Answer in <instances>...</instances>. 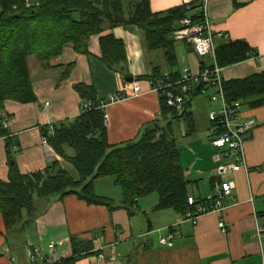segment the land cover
<instances>
[{
	"label": "crops",
	"instance_id": "1",
	"mask_svg": "<svg viewBox=\"0 0 264 264\" xmlns=\"http://www.w3.org/2000/svg\"><path fill=\"white\" fill-rule=\"evenodd\" d=\"M188 1L191 0H150L149 9L152 13H161ZM207 12L213 33L226 35L214 40L215 48L235 41L245 42L251 48L246 61L222 68L223 82L264 72V0H208ZM119 27L109 29L104 25L101 34V37L113 34L124 44L125 62L114 70L101 60L99 36L90 38L88 54H78L67 45L48 62H41L35 56L26 58L35 100L27 104L6 101L0 112L9 133L13 163L21 174L40 171L57 161L78 180L71 164L51 147L44 149L41 145L48 124L71 121L80 113L83 101L75 86L93 87L97 98L107 104V143L121 145L138 140L160 119L159 97L149 91L147 78L155 75L159 78L166 73L180 76L186 69L196 74L214 63L211 57L207 61L206 57H198L186 41L172 36L178 68L176 65L169 68L161 49L147 50L143 33L136 26ZM120 67L124 69L122 73ZM113 77L119 88L112 91L109 85ZM121 77L132 81L121 83ZM138 77H144L140 84L136 81ZM134 85H139L143 93L135 94ZM203 89L198 87L190 94L187 112L191 114L192 127L181 116L175 130L177 146L188 197L206 199L219 182L234 184L233 200H226L227 209L223 213L188 221L184 214L155 209L157 204L139 206L136 202L134 207L140 208L147 220L145 225L143 217L139 224L129 221V208L123 206L110 210L105 206L88 205L75 195L61 200L36 199V217L22 233L10 235L6 241L0 220V264H37L39 257L47 263L68 259L72 256L71 237L91 241L93 250L100 253L75 264H262L264 235L259 242L256 229L264 226V101L241 105L243 118L253 119L256 124L244 144L247 169L232 172L227 168L230 158L219 159L218 151L211 144L215 131L207 116L202 126L203 121L197 120V110L193 109V101ZM116 94L126 99L108 102V98ZM207 99L210 102L207 113L220 108L219 102ZM66 154L72 157L74 151L67 148ZM222 167L224 171L220 170ZM8 170L7 142L0 139V180L7 179ZM98 180L94 184L95 193L114 201L108 193L99 192ZM221 220L225 224L224 232L218 227ZM169 231L173 233L172 246H161L159 237L167 236ZM50 244L54 245L53 254L48 251ZM29 250L35 253L33 261L27 256Z\"/></svg>",
	"mask_w": 264,
	"mask_h": 264
},
{
	"label": "trees",
	"instance_id": "2",
	"mask_svg": "<svg viewBox=\"0 0 264 264\" xmlns=\"http://www.w3.org/2000/svg\"><path fill=\"white\" fill-rule=\"evenodd\" d=\"M26 1L32 5L26 7ZM149 1L0 0V112L6 101L27 104L35 100L27 70L28 56L48 62L67 45L78 54H88L90 38L99 36L102 62L112 70L124 63L122 40L113 34L101 37L104 25L109 29L136 26L143 33L147 50L161 49L168 67L173 68L176 65L173 32L184 18L195 15L185 5L152 13ZM250 54L251 48L242 41L227 42L215 48L216 63L221 68L244 62ZM122 70L120 67L119 71ZM168 74L172 79L178 77L176 73ZM143 78L138 77L136 81ZM157 78L155 75L147 79L155 81ZM75 90L83 102L90 101L94 107L80 111L71 121L55 124L51 134L44 132L48 145L72 165L78 180L57 161L40 171L21 174L13 163L9 133L0 116V139L7 142L9 163L7 179L0 180V220L6 231V241L10 235L22 233L34 220L36 199L61 200L75 195L88 205L114 210L122 206L132 209L140 198L157 193V210L185 214L192 209L187 203V182L175 133L181 116L192 127L191 114L187 112L190 100L178 112L166 106L164 99L159 97L160 119L151 128L136 141L109 145L105 112L98 108L100 100L94 88L79 84ZM223 90L229 103L256 105L264 101V72L223 82ZM67 148L74 151L72 157L66 154ZM101 178H111L113 185L121 189L122 205L114 206L111 199L95 193V181ZM196 200L204 202L205 199ZM70 241V258L54 263L43 260L41 264H75L82 258L100 254L93 250L91 241L77 237H71Z\"/></svg>",
	"mask_w": 264,
	"mask_h": 264
},
{
	"label": "built area",
	"instance_id": "3",
	"mask_svg": "<svg viewBox=\"0 0 264 264\" xmlns=\"http://www.w3.org/2000/svg\"><path fill=\"white\" fill-rule=\"evenodd\" d=\"M208 0H191L185 3L189 11L193 13L194 18L186 17L180 22V27L173 32V37L176 40H184L191 47L192 51L200 58L211 57L214 63L204 68L201 72L193 74L188 69L184 70L180 76L172 79L168 73L157 78L155 81H150L149 91L155 93L158 97L164 99L166 106L175 109L178 112L183 110L184 104L190 99V94L199 86H208L214 89L213 95L210 97L211 102H219L220 108L209 111L207 118L212 125L215 135L211 141L212 146L218 151V158H230L231 163L227 168L232 172L246 170L244 157V144L250 138V132L254 128L256 122L253 119L243 118L240 113L241 104L239 102L229 103L224 95L223 80L221 77L222 68L216 63L215 44L214 40L218 37H223L221 34H214L211 29L210 19L207 12ZM26 7L32 5L26 1ZM226 37V35L224 36ZM133 91L135 94L140 93L139 85H134ZM143 92L141 91V94ZM126 97L122 94L112 95L108 98V102H121ZM47 105V103L45 104ZM106 103L100 101L98 108L104 110ZM92 102H83L80 105V111H87L93 108ZM160 117V111L158 118ZM105 122H106V117ZM56 123L48 124V134L53 131V126ZM106 125V124H105ZM41 145L44 149H49V145L45 137L41 139ZM16 150V148H14ZM220 170H225L222 167ZM234 184L231 182H219L213 190L210 197L204 202H198L193 197H188L187 203L192 209H189L184 214L185 220L195 221L198 217L207 214H221L227 209L226 200L232 199V190ZM218 227L225 231V224L221 220ZM264 235V226L257 227L256 238L259 242L262 241ZM173 233L168 232L167 236L159 237L158 241L161 246H172ZM49 254L54 253V245H48ZM28 258L33 261L35 253L32 250L27 252ZM42 257H39L37 264H41ZM264 264V260L262 262Z\"/></svg>",
	"mask_w": 264,
	"mask_h": 264
},
{
	"label": "rangeland",
	"instance_id": "4",
	"mask_svg": "<svg viewBox=\"0 0 264 264\" xmlns=\"http://www.w3.org/2000/svg\"><path fill=\"white\" fill-rule=\"evenodd\" d=\"M125 26H122V28H124ZM121 28V27H119ZM183 41V40H180ZM182 43V42H181ZM210 60V57H206V61ZM180 66V65H179ZM176 69L178 68V63L176 64ZM121 79V83L125 82V79H123L122 77ZM117 79L115 77H113V81L112 83L109 85V89L110 90H114L116 88H119L118 84H117ZM142 81V80H140ZM140 81L139 84H140ZM203 93L201 95H199L198 97H196L193 101V109L196 111L197 110V120L198 121H203L202 126L205 125L206 123V116H207V112L209 110V104L210 102L208 101V97H211L214 93V89L210 88L208 86H204L203 87ZM214 105V103H212ZM199 124V122H198ZM200 126V125H199ZM108 181V182H107ZM99 182V183H98ZM98 182L96 183V185L98 187H100V191L101 193L105 192L108 193L109 196H111V198L114 200V206H118V205H122V199H123V195H122V191L120 188L115 187L111 184V179L110 178H101L98 180ZM97 190V188H96ZM99 190V189H98ZM195 191V189H194ZM159 201V197L157 195V193H153L151 195L145 196L140 198L137 202V204H139V206H155V204H158ZM135 212V213H134ZM128 213L131 215L130 216V220L132 223L134 224H139L141 223V217L144 218V215L142 212H140V208H136L133 207V209H129ZM134 213V214H133ZM147 220L144 218V224L146 225Z\"/></svg>",
	"mask_w": 264,
	"mask_h": 264
},
{
	"label": "water",
	"instance_id": "5",
	"mask_svg": "<svg viewBox=\"0 0 264 264\" xmlns=\"http://www.w3.org/2000/svg\"><path fill=\"white\" fill-rule=\"evenodd\" d=\"M125 81L131 82L132 79H131V78H128V79H125ZM149 128H150V127H148L147 130H148Z\"/></svg>",
	"mask_w": 264,
	"mask_h": 264
},
{
	"label": "bare ground",
	"instance_id": "6",
	"mask_svg": "<svg viewBox=\"0 0 264 264\" xmlns=\"http://www.w3.org/2000/svg\"><path fill=\"white\" fill-rule=\"evenodd\" d=\"M200 87V86H199Z\"/></svg>",
	"mask_w": 264,
	"mask_h": 264
}]
</instances>
